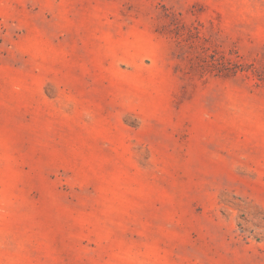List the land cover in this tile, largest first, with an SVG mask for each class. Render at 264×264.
I'll return each mask as SVG.
<instances>
[{
  "label": "rangeland",
  "instance_id": "374dc122",
  "mask_svg": "<svg viewBox=\"0 0 264 264\" xmlns=\"http://www.w3.org/2000/svg\"><path fill=\"white\" fill-rule=\"evenodd\" d=\"M0 264H264V0H0Z\"/></svg>",
  "mask_w": 264,
  "mask_h": 264
}]
</instances>
